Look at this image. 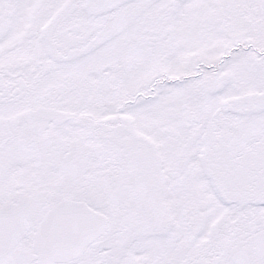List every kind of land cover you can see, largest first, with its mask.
<instances>
[{
	"label": "snow or ice",
	"instance_id": "obj_1",
	"mask_svg": "<svg viewBox=\"0 0 264 264\" xmlns=\"http://www.w3.org/2000/svg\"><path fill=\"white\" fill-rule=\"evenodd\" d=\"M0 264H264V0H0Z\"/></svg>",
	"mask_w": 264,
	"mask_h": 264
}]
</instances>
